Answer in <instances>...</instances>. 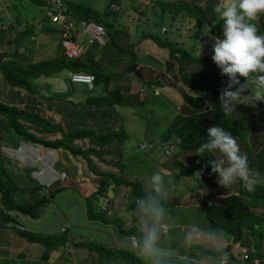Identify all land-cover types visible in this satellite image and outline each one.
I'll list each match as a JSON object with an SVG mask.
<instances>
[{"label":"rangeland","instance_id":"1","mask_svg":"<svg viewBox=\"0 0 264 264\" xmlns=\"http://www.w3.org/2000/svg\"><path fill=\"white\" fill-rule=\"evenodd\" d=\"M66 1L82 3L88 8L100 13L102 16L107 13L109 3V0ZM114 1L121 5L122 10L112 15H108L107 13V17L105 16L106 19L113 22V27L106 35V45L103 47H99L95 44L91 45L86 37L82 39L81 45L85 51L83 53L84 58H92V55L97 57L99 60L92 61L96 62L95 64L99 66V69L114 76V79L110 82V90L114 91L119 89L121 94L128 97L129 102L138 104H127L114 107L120 118H122L121 120L124 122V131L128 135L121 149V163L118 164L122 171L123 179H136L145 190L150 191V176L158 172L163 177L167 191L163 194V200L161 202L164 204L167 211L157 241L160 240L181 244V240L186 238L185 241L187 240V243L185 242L183 245L185 249H188V243L196 244L203 249L202 252L208 257L209 261L214 260L215 255L219 254L218 249H222L223 251L230 252L237 259L236 263L241 264V257L236 254L233 246H229L226 241L228 235L219 230L216 231L212 229L204 217V212L201 208L202 196L208 193V191L199 190V188H197L198 184L195 185L190 175H185L173 166L175 160L186 164L189 163L192 160V154L177 149L172 155L167 157L164 156L163 153L165 142L159 143V135L167 122V120L165 121L164 119L165 117L168 119L169 115H172L173 112L179 113L182 110L181 105L184 102V93L188 95H200L204 98L206 105L211 103L215 106L212 102L211 94L208 90L209 88L205 87L204 89L203 87L193 90L181 81L174 80L170 77L165 68L168 49L160 47L155 41V39H171L182 44L186 50L191 53L201 54L204 52L206 55L212 56V39L199 41L198 28H190V24L188 22L184 23L183 19H181L182 14H178L177 16L171 10H164L161 8V4L164 3V1H186L203 7L207 4V1ZM187 19L189 20L190 18ZM163 27L166 29L164 32H162ZM177 27H179V31H177ZM26 28L28 32L20 35L19 45L17 46L15 42L16 35L17 33H22ZM0 32L5 34V38L0 42V53L5 49L7 55L10 56V60L14 59L13 56L16 57L14 52H17V55H21L19 58L15 59L24 62L52 59L53 56L58 55L61 36L56 25L50 23L49 7L45 5L34 3L31 0H0ZM151 33L155 39L151 38ZM131 57H133V60ZM138 69L140 72H137ZM196 69V79L200 77L212 78L218 82L222 89L226 87L227 83L223 80L214 78L210 71H206L207 68L205 69L200 66ZM187 72H191L189 67ZM148 79H159L163 86H166L163 87L158 85L157 96L151 95L150 99L146 100L145 95H147V92H145L143 88L146 89L145 81ZM247 88L249 91L247 92L246 90L242 93V95L248 94L243 98L245 103L252 96L253 92V86L251 84L247 86ZM71 89H74L73 93L68 96L62 95L67 105H69L68 100L78 101L79 98H84L91 94L86 89L85 85H73L69 81L66 70L56 74V76L52 78H41L39 84H36L39 100L41 98L38 102L41 105L40 109L42 115L51 119L54 123L59 122L65 130L75 129L81 125L77 122L76 125L73 126V124L65 121L63 113L53 108L56 104V100L51 103L52 107L48 108L46 106L47 102L41 95L48 96L50 93H66L67 91V93H69ZM100 89L101 88L98 87L95 92L102 93ZM16 91L15 88H11L5 82L0 72V99L8 102L12 94ZM141 101H145V103L139 104ZM259 102L260 101H257L254 106L244 103L237 104L235 106L234 116L242 119L256 112L257 108L260 107ZM15 104L18 105V107L23 106V104L18 102H15ZM59 136L60 133H55L50 134L49 138ZM19 140V137L12 130L6 132L0 136V152L3 157L2 165L9 169L8 172L10 177L18 186H25L33 184L35 179L39 181L38 178H43L45 173L31 158L23 157V160H20L21 162L13 159V154H17L21 151L20 149L13 150ZM140 143H153V149H143L139 146ZM75 144H80L81 147L85 148L88 143L86 139H83L76 140ZM108 147L109 146H106L100 149V154L102 155L100 158L96 155L90 156L93 166L102 171L112 170L119 173L117 169L108 164L115 162L118 157V155L114 154L116 150L114 149L113 151V148ZM56 153L57 162H55L56 164L54 163L55 170L59 171L63 169L67 177L78 178V181L88 185L90 190H92V188L97 189V187L101 189L104 185H107V188L104 186L105 189L101 191V195L99 196L101 198H108V195L110 196L112 191L109 189L108 183L105 182L103 184L101 182V178L93 173L83 157L80 155L74 156L63 150H57ZM214 153L215 157L220 158L221 153L216 151H214ZM61 154L65 156L61 157ZM17 157L21 158L20 156ZM33 164L35 166H33ZM23 166H28L29 168L26 167L22 169ZM16 173H20V175L15 176ZM29 178H33L34 181ZM235 185H237V181L228 185L229 187L222 186V189L224 192H229L232 187L238 188ZM224 192H217L216 189L212 188L210 194L213 195H211L213 199H224L227 194V192L226 194H224ZM234 192L237 191H232V193ZM136 200L137 197L130 196L129 189L122 186L120 192L115 197L114 203H111V209L113 208V211H108L109 215H115L116 222L105 223L92 220L90 216L86 214V205L89 203L94 210L99 209V206H97V202H99L97 198L88 197L86 199V197L76 191L73 186H63L55 192L53 197H50L41 210V215L38 218L23 216L21 214L17 216V222L21 223L26 231H31L45 237L50 235L49 240L46 243L43 241L39 243L38 241H40V239L38 236L29 238L23 236L18 238L19 234L17 231L11 230L10 233H12L14 237H12L3 248H0L1 251L8 249L7 251H10V258H5L6 255L5 257H1L3 254L2 252L0 254V264H44L43 262H45V259L39 260V263L37 259H40L41 253L47 250L48 245H51L49 241L52 240L53 236H60L61 232L59 230L63 226L67 227V235L69 237V241L64 248L63 245H59V248L65 250L64 254H61L64 257L59 255L56 261L51 258L50 264H103L105 259H100L97 253H93L88 249L79 251V248L72 243V241H81L84 239L95 240L111 249H114V247L131 249V245L133 247L132 250L138 253L137 255L141 256L137 250V246H133L131 242L130 244L125 242L130 241V235L127 236L128 234L118 233L119 221L125 225L127 230L129 229L130 232L136 235L137 238L141 233V221L128 213V210H133L135 208ZM248 202L250 206H258L256 204L253 205L255 202L247 201V203ZM103 203V201H100V206H102ZM261 203L262 205L259 206H264V201ZM95 205L97 208H95ZM254 210L257 212L258 210L264 209L255 208ZM168 228L169 233L167 231ZM127 230H124L126 231L125 233L129 231ZM210 231H215L217 233L215 238L208 235ZM15 237L17 238L16 241L14 240ZM157 247L160 249L161 256L159 259L163 261V264L186 263L180 262L175 258L177 257L176 253L178 252V247L168 248L159 245H157ZM263 248L264 243L261 244V249L263 250ZM20 251L23 253L22 256L18 259H14L17 253H21ZM53 255H57V253L55 252ZM116 261L123 262L122 259L105 260L104 264H116ZM145 261L147 262V258H145ZM205 264L209 263L206 262Z\"/></svg>","mask_w":264,"mask_h":264},{"label":"trees","instance_id":"2","mask_svg":"<svg viewBox=\"0 0 264 264\" xmlns=\"http://www.w3.org/2000/svg\"><path fill=\"white\" fill-rule=\"evenodd\" d=\"M31 1L47 7L50 5V0ZM64 1L76 18L86 20L92 19L102 22L106 26L107 32L113 27V22L106 19L105 16L107 13L108 15L115 13L112 10L109 11V7L115 2L114 0H109L107 13H105L104 16L82 3ZM206 1L207 4L203 7L186 1H164V3L161 4V8L168 11L171 10L177 16L178 14H182L181 19H183L184 23L188 22L190 28H198V40L203 41L210 39L213 35L219 37L222 33V22H217L210 28V33L208 35L204 34L203 26L205 24L212 25V21L215 17L213 5L217 0ZM187 18L190 19L188 20ZM253 23L256 24L258 33L264 34V14H260ZM27 28L22 33H17L15 38L17 46L19 45L20 35L28 32ZM176 29L179 31V27ZM67 34V36L73 37L72 33ZM150 36L155 39L152 33ZM4 38L5 34L0 32V42ZM155 41L160 47L168 49L165 68L170 77L174 80L181 81L193 90L203 87L204 89L205 87L209 88L208 90L211 94L212 102L217 109L215 111H209L203 97L200 95H185L184 93L183 96L187 103L183 104L182 110L179 113L173 112L170 116L171 118L168 117L169 120L165 117L164 120H167V122L159 135V143L165 142L166 144L171 140L179 138V151L192 154V160L189 163L186 164L175 160L173 166L185 175H190L195 185L198 184L197 188H199V190L208 191V193L202 196L201 208L211 228L216 231L221 230L228 236H232L235 241L239 242L242 246L252 249V252L248 254L250 258H264V248L263 250L261 249V244L264 243V210H258L261 212H256V210H254L255 208L264 209V206H259L262 205L261 202L264 201V102H259L260 107L257 108L256 112L242 119L237 118L234 114L233 116L223 114L218 110V96L222 90L218 82L212 78H195L197 72L196 68L202 66L205 69L207 68L206 71H210L214 78L223 80L227 83V77L220 74L219 69L212 62L211 56L206 55L204 52L201 54L191 53L186 50L182 44L171 39H155ZM14 54H16V57L13 56L14 59L10 60V56L7 55L5 49L0 53V72L2 73V77L11 88L17 90L10 97V101L6 102L0 99V136L12 130L19 138L37 144L38 146L55 151L63 150L74 156L80 155L83 157L93 173L101 178L103 184L105 182L108 183L109 189L112 191L109 198H101L99 195H101V191L105 189L104 186H107L104 185L101 189L97 187L96 191L90 196H87L86 199L88 197H95L99 201H96L99 209L94 210L90 203L86 205L87 216H90V219L95 221L97 220L105 223L116 222L115 215H109L108 209L111 210V203H113L122 186L129 189V195L132 197H143L149 192L145 190L136 179H123L122 171L118 166L122 160V147L120 145L128 138V135L124 131V122L120 120L119 117H116L117 112L114 107L127 104H138L129 102L128 97L121 94L119 89L111 91L109 86L114 76L99 69V66L95 64L96 62H93L91 59H66L59 53V55L52 59L24 62L15 59L19 58L21 55H17V52H14ZM131 59L133 60V57H131ZM188 67L191 71L189 73L187 72ZM64 70H82L93 73L95 76V87L92 91H89L91 93L90 95L78 101L68 100V107L71 105L73 112L64 115L65 121L73 124V126H75L77 122L81 125L70 130H65L59 122L54 123L51 119L44 117L41 109L38 107L40 104H37L38 101H40L39 94H37L38 92L36 90V84H39V80L41 78H49ZM137 72H140V70L138 69ZM240 80L244 82V78L241 77ZM145 84L146 89L144 88V90L147 92V95H145L146 100H149L151 95L156 96L152 92V88H154L155 85L162 86V82L159 79H148L145 81ZM249 85L250 84H246V87ZM98 87L102 88L104 92L96 93L95 90ZM73 92L74 89H71L67 94L58 92L50 93L48 96H44L43 94L40 95L47 102L46 106L48 108H51V103L56 100V103L59 104V110L65 113L64 105L66 101L63 100L62 95L68 96ZM15 102L21 103L23 106L18 107ZM143 103H145V101H141L139 104ZM78 109H86L89 113L81 118L75 113ZM214 125L223 127L225 130L229 131L232 136L236 138L240 145V150L247 155L249 167L257 173V182L254 191H247L239 181L238 188L231 189L229 192L226 191V194L222 186L217 183L218 177L216 178V174L211 171L210 164L216 159L213 152L206 151L199 154V156L195 154L196 148L206 141V129ZM55 133H60V136L49 138L50 134ZM83 139H86L88 143L85 148L81 147L80 144H75L76 140ZM107 145H119L117 148V160L108 163L111 167L117 169L119 173L112 170L102 171L93 166L90 156L96 155L100 158L102 156L100 154V149ZM2 162L3 157L0 152V235L3 229H8L10 231H17L20 236H26L28 238L38 236L40 240L43 241L46 239L45 241H48L50 235L45 237L31 231H26L25 228L18 229L15 226H8L6 224L17 222L18 214L38 218L41 215V210L50 197H53L55 192L61 187L48 188V192L44 194L42 193V185L37 181L33 184L27 183L29 185L18 186L10 177L8 172L9 169L3 166ZM201 169L202 172L199 181L192 175L194 172ZM212 188L216 189L217 192H224L226 197L224 199H213V195L210 194ZM232 191L237 192L232 193ZM100 201L104 202L102 206H100ZM247 201L255 202L253 205L256 204L258 206H250ZM95 208H97L96 205ZM118 226L119 234H128L127 236L132 235L137 242V236L130 232L129 229L128 231L123 223L119 221ZM122 228L128 232L125 233L126 231ZM52 241L64 245L69 241V237L66 233L61 232L59 237L53 236ZM72 243H74L77 248H85L93 253H97L100 259H105L107 261L116 259L123 260V262L116 261V264H147L143 257L137 255L138 253L132 250L133 247L131 245V249L117 247L111 249L95 240L84 239L81 241H72ZM156 243L161 247H178L177 251L186 250L189 255L194 257L197 256L196 259H202L205 256L202 252L203 249L193 243H188V249H184L181 244H176L175 242L159 240ZM226 252L229 257L228 264H236L237 259L230 252ZM235 252L240 256L237 250H235ZM218 255H215L214 260L218 258ZM43 256H45V252ZM179 261L186 262L187 264L200 263L188 260Z\"/></svg>","mask_w":264,"mask_h":264},{"label":"clouds","instance_id":"3","mask_svg":"<svg viewBox=\"0 0 264 264\" xmlns=\"http://www.w3.org/2000/svg\"><path fill=\"white\" fill-rule=\"evenodd\" d=\"M213 12L215 17L212 25L205 24L203 31L205 35H208L212 26L217 22H222L221 36H211V60L219 69L220 74L227 77V85L218 96V110L223 114L233 116L237 104L244 103L254 106L257 101L264 102V34L258 33L257 26L253 23L260 14H264V0H217L213 5ZM241 77L244 78V82H241ZM246 84L253 86V92L245 103L243 98L248 94L242 95V93L249 91ZM207 109L217 110L211 103L207 104ZM206 134V141L196 148L195 154L199 156L206 151H218L222 154L221 158L213 160L210 164L211 171L216 174V178L218 177L217 183L225 187L238 180L247 191H254L257 173L249 167L247 155L240 150L236 138L229 131L217 125L208 127ZM19 139L17 146L32 153L28 156L12 153L13 159L20 161L23 157H28L44 171L51 169L55 172L54 174L65 172L53 169V164L57 159L54 157L57 154L55 150L46 149L22 138ZM38 151L40 156L37 155ZM48 159L50 163H46ZM201 172L202 169L197 170L192 176L200 181ZM53 180L60 179L55 176ZM40 184L45 187V184ZM149 184L151 190L145 196L137 198L135 208L128 210V213L143 222V230L137 239L138 252L142 257L147 258V264H163V261L159 259L161 252L156 242L167 211L161 202L167 189L163 177L158 172L150 176ZM48 188L49 185L46 193ZM208 235L215 238L217 233L210 231ZM229 238L228 245L233 246ZM233 240L235 241L234 238ZM183 253L189 255L187 252L179 254ZM218 253L217 264H228L227 252L218 249ZM195 262L200 261L195 258ZM240 262L243 264L241 260Z\"/></svg>","mask_w":264,"mask_h":264},{"label":"built area","instance_id":"4","mask_svg":"<svg viewBox=\"0 0 264 264\" xmlns=\"http://www.w3.org/2000/svg\"><path fill=\"white\" fill-rule=\"evenodd\" d=\"M109 10L119 12L122 10V7L117 2H114L109 7ZM49 20L51 24L56 25L57 30L59 31L61 36L59 53L66 59L84 58L83 53L85 51L81 45L84 37L88 39L91 45L95 44L99 47H103L107 43L106 35L108 32L106 26L102 22L92 19L86 20L76 18L64 0H50ZM164 30L165 28L163 27L162 31ZM67 33H72L73 37L67 36ZM92 59L93 61L98 60L97 57H92ZM67 75L72 84H83L88 91H92L95 87V76L93 73L78 70L68 71ZM157 91V88L152 89L154 95H157ZM179 142V138L167 142L163 147L164 155H172L178 149ZM139 145L143 149H153V143H140ZM65 177V172L56 173V178L61 181H63ZM48 185L49 184L44 185L45 187H43L42 193H46ZM6 225L15 226L18 229L24 228V226L19 222H10ZM62 230H65V228H62ZM130 242L133 246H137L135 238H131ZM229 242L239 252L241 257L240 260L243 264H264V260L261 257L250 258L248 254L249 252H252V249H248L246 246H242L239 242L234 241L233 237L229 238ZM178 259L195 261V257L189 256L185 253L179 254Z\"/></svg>","mask_w":264,"mask_h":264},{"label":"crops","instance_id":"5","mask_svg":"<svg viewBox=\"0 0 264 264\" xmlns=\"http://www.w3.org/2000/svg\"><path fill=\"white\" fill-rule=\"evenodd\" d=\"M163 32V31H162ZM58 55H59V51H58V53H57ZM56 56V55H55ZM55 56H53V58L55 57ZM92 57H94L93 55H92ZM86 58V57H85ZM84 59V58H83ZM89 60L91 59V60H93L92 58H88ZM99 60V59H98ZM67 71V70H66ZM68 72V71H67ZM53 76H56V74L55 75H53ZM53 76H51V78L53 77ZM50 78V77H49ZM73 85H75V84H73ZM77 85V84H76ZM162 86H163V84H162ZM166 85H164L163 87H165ZM155 87H158V86H155ZM160 88V87H159ZM109 89H110V86H109ZM100 90H102V88L100 89ZM103 91V90H102ZM58 93V92H57ZM184 95V94H183ZM185 95H188L187 93H185ZM190 95V94H189ZM184 97V96H183ZM79 99H83V97H81V98H79ZM184 99V102H183V104H185V103H187L186 101H185V98H183ZM41 100V99H40ZM37 104H39V102L37 103ZM183 104L181 105V106H183ZM58 103H56L54 106H53V108L55 109H57V110H59V108H58ZM65 106V113H63V115H65L66 113H67V115L68 114H71L72 112H73V109L71 108V105H70V107H68V105L66 104V105H64ZM39 108H40V105L38 106ZM60 111V110H59ZM75 113L77 114V115H79L81 118L82 117H84L85 115H87L88 113H89V111L88 110H85V109H82V110H76L75 111ZM116 114V113H115ZM98 116H101V115H98ZM171 115H169V117H170ZM71 117V116H70ZM116 117H119V119L121 120L122 118H120V116L118 115V113L116 114ZM171 118V117H170ZM119 120V121H120ZM167 120H169V119H167ZM103 130H104V126H103ZM18 144V143H17ZM107 146H109L108 148H113V151H114V149L117 151V148L119 147V145H107ZM121 147H123V144H121L120 145ZM15 148H19L21 151H19V154H21V155H29V154H31L32 152L31 151H29V150H25V149H22V147H20V146H17V145H15L14 146V149L13 150H15ZM105 148V147H104ZM114 152V154L115 155H117V152ZM216 152H218V151H216ZM219 153V152H218ZM213 154H214V156H215V153L213 152ZM37 155L38 156H40V152L38 151L37 152ZM221 156H220V158L222 157V154H220ZM63 156H65V155H63V154H61V157H63ZM45 157H46V155H45ZM54 157H56L57 158V155L55 154V156ZM216 159H218L217 157H215ZM57 162V161H56ZM14 163V162H13ZM46 163H50V160L48 159L47 161H46ZM56 164V163H55ZM27 167V166H26ZM26 167H22V169H25ZM53 169H54V164H53ZM56 171V170H55ZM59 171H64L63 169H61V170H59ZM33 172V171H32ZM44 176H43V178H41V179H39L38 178V183H43V184H49V188L50 189H52V188H54V187H63V186H66V185H68V186H73L75 189H76V191H78V192H80L84 197H87V196H90L94 191H96V189H94V188H92V190H90L89 189V187H88V185H86L85 183H81V182H79L78 181V178H74V177H67L64 181H60V180H53L54 178H55V176H56V174H54L55 172L54 171H52L51 169H46L45 171H44ZM18 175H20V173H16L15 174V176H18ZM30 180H33V178H29ZM34 181V180H33ZM35 181H37V179H35ZM26 183H27V181H25ZM238 185H239V181L237 180V185H235V186H237L238 187ZM109 186V185H108ZM229 187V186H228ZM105 188H107V186H105ZM233 188H235V187H232V189ZM202 191V190H201ZM204 191V190H203ZM108 198H109V195H108ZM114 201H115V199H114ZM114 201H113V203H114ZM108 211H113V208L110 210V209H108ZM140 228H141V232H142V227H143V222L141 221L140 222ZM62 228H65V230H62ZM60 232H64V233H66L67 234V232H68V229H67V227L66 226H63V227H61L60 228V230H59ZM167 231H168V233H169V228L167 229ZM167 231H166V233H167ZM220 232H222L221 230H219ZM11 231L10 230H8V229H3V232H2V234L0 235V248H3L4 247V245L8 242V241H10V239L12 238V237H14V236H12V233H10ZM8 233H9V236H8ZM34 233V232H33ZM167 235V234H166ZM198 235V234H197ZM20 237H23V236H18V238H20ZM34 237V236H33ZM134 236H132V235H130V239L131 238H133ZM230 236H228V238H229ZM228 238L226 239V241H227V243H228ZM185 239L186 238H184V240H181V246L185 249V247L183 246L184 245V243L186 242L187 243V240L185 241ZM14 240L16 241L17 240V238L15 237L14 238ZM21 240V239H20ZM46 240V239H45ZM45 240H43V242H47V241H45ZM39 243H41L42 242V240H40V241H38ZM50 243L49 244H51V245H48V248H47V250H45V256H43V253L44 252H42L41 253V257H40V259H37L38 260V263H39V260H42V259H45L44 261L45 262H43L44 264H50V259L51 258H53L52 260H54V261H56L58 258H59V255H61V254H64V252H65V250H63V249H61V248H59L60 246L59 245H61V244H57V243H55L54 241H52V240H50L49 241ZM125 242H128L129 244H130V241H125ZM9 244V243H8ZM66 244H67V242H66ZM66 244H64L63 245V248L66 246ZM46 245V244H45ZM84 249L85 248H79L78 250L80 251H84ZM8 249H4V251H1L0 250V254L3 252V254H2V256L1 257H5V255H6V257L5 258H7V259H9L10 258V251L8 252L7 251ZM7 251V252H6ZM21 252V251H20ZM57 253V255H53L54 253ZM180 252H185V251H178L176 254H177V256H178V254L180 253ZM22 252L21 253H17L16 255H15V257H14V259H18L19 257H21L22 256ZM14 256V255H13ZM25 256V255H24ZM61 256H63V255H61ZM64 257V256H63ZM60 258H62V257H60ZM144 258V257H143ZM177 260H178V257H175ZM263 260H264V258L263 257H261ZM145 259V258H144ZM199 260L198 261H200V263H196V264H205L206 262H208L209 264H216V260H212V261H209L208 260V257L205 255L202 259L201 258H198ZM237 264V263H236Z\"/></svg>","mask_w":264,"mask_h":264}]
</instances>
